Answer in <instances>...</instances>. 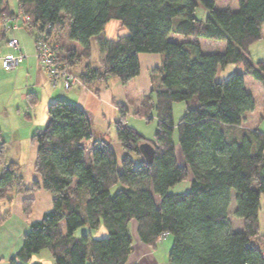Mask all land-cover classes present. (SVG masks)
Wrapping results in <instances>:
<instances>
[{"label": "trees", "instance_id": "trees-1", "mask_svg": "<svg viewBox=\"0 0 264 264\" xmlns=\"http://www.w3.org/2000/svg\"><path fill=\"white\" fill-rule=\"evenodd\" d=\"M236 1V9H219L215 0H17L13 12L0 0V40L14 15L27 16L21 25L35 31L34 44L44 38L57 72L71 74L88 89L97 91L96 84L110 76L126 84L140 72L139 53L162 56L154 68L153 88L135 112L145 121L156 119L153 137L128 124L127 110L119 106L113 126L124 151L120 160L104 141L94 144L85 158L83 141L92 138L91 122L81 105L61 97L47 104V123L31 137L36 176L29 185L19 175L18 163L5 160L0 143V201L9 203L12 191L44 189L52 194L51 208L29 225L8 264H25L44 249L54 264H126L133 249L132 219L148 245L154 246L163 232L172 237L168 264H264L258 220L264 195V132L239 127L255 106L243 74L217 77L227 65H241L243 73L264 87V60L253 62L249 50L262 37L264 0ZM199 4L208 11L203 20L196 16ZM111 20L119 21L127 33L106 37ZM170 33L183 40L169 39ZM199 37L224 41L225 48L204 52ZM92 39L99 51L97 66L89 61ZM65 40L76 41L80 52L64 49ZM74 66L81 70L74 73ZM27 96L34 105L37 97ZM179 101L185 110L174 123L173 104ZM143 144L152 148L150 160ZM187 178L188 191L168 193ZM232 198L233 215L243 223L240 231L231 229ZM33 200H22L26 215ZM8 215V207L0 206V224ZM81 226L86 231L75 237ZM101 226L105 233L94 237L92 232Z\"/></svg>", "mask_w": 264, "mask_h": 264}, {"label": "crops", "instance_id": "crops-1", "mask_svg": "<svg viewBox=\"0 0 264 264\" xmlns=\"http://www.w3.org/2000/svg\"><path fill=\"white\" fill-rule=\"evenodd\" d=\"M5 4L8 5L6 2ZM13 17H16V15ZM8 24L7 31L9 30L10 33L6 31V43L9 38H16V29H18V26H22L21 23L16 24L14 22H9ZM18 33L20 34V31ZM126 33L127 29L117 20L109 21L104 29V35L109 38L122 36ZM98 37L100 36L95 37V39ZM63 43L64 49H72L76 54L81 50V46L76 41L65 40ZM8 47L10 46H7L3 51L0 50V57L3 56L2 58H4L15 54V51L10 47L11 51ZM25 54L14 68L5 69L2 66L5 70H10L7 72V75L10 74L9 77L13 76L16 78L15 84H17V79H20L21 92L19 93L18 104L12 103L8 98L2 99L0 95V143L3 142L5 146V160L18 163V173L26 185H29L36 176L33 171L36 145L31 141V137L37 130L46 125L48 120L46 107L50 101L61 97L81 105L91 122V130L94 126L110 130L113 122L119 117V106H125L127 110L126 118L137 116L143 119L135 112L141 106L145 97L150 94L153 88V81L156 79L154 68L160 66L162 61L161 54L139 53L140 72L137 76L130 79L126 84H122L118 78H108L106 82L97 83L95 86L97 91H95L85 87L79 80L69 88H65L62 83L54 82L49 77L36 59V56H27ZM2 58H0L1 64ZM235 67L236 65L234 64L227 65L218 72L217 77H227L235 72ZM80 70L81 68L78 71ZM242 74L245 87L249 91L250 88L247 82L257 81L263 86L253 77H247L246 73ZM58 83L60 86H58ZM28 93H33L37 97L34 105L30 103L27 96ZM253 96L255 106L253 110L245 114L239 127L244 129L257 128L264 132V94L260 103H257L255 94ZM93 136L94 131L92 130ZM176 154L179 163L182 164L183 161L178 149ZM11 196L12 199L8 203L10 205L8 208L9 215L0 224V264H8L2 259L8 260L20 248L23 234L27 231L29 225L39 219L42 213L49 210L52 202V194L44 189H34L28 194H18L12 191ZM26 196H32L34 199L29 215H26L22 209V200ZM232 200L233 198L230 203H232ZM0 206L1 209H5L7 208V203L2 200L0 201ZM237 219L233 221L230 219L233 231L243 229L242 220L240 218ZM258 220L260 233H264V195L260 197ZM169 237L167 236V238L162 240L158 239L157 243L151 246L141 241L135 232L133 234V249L126 264H166L167 261L164 258L167 246L171 241ZM159 252L165 255L163 262L159 261Z\"/></svg>", "mask_w": 264, "mask_h": 264}, {"label": "rangeland", "instance_id": "rangeland-1", "mask_svg": "<svg viewBox=\"0 0 264 264\" xmlns=\"http://www.w3.org/2000/svg\"><path fill=\"white\" fill-rule=\"evenodd\" d=\"M4 1L8 4V7L10 10H12L14 12L17 11L16 0H4ZM215 7L219 8V9H222V8L236 9V8H238V3L236 0H215ZM207 13H208L207 9L202 4H199L197 6L196 16L198 19H200V20L205 19ZM11 22L12 23L14 22L16 24L21 23L19 16L15 17L13 19V21H11ZM8 23L9 22H7V25H8ZM19 31H20V34L19 33L17 34V32H19ZM7 32L10 33L9 30ZM261 32H262L261 39L254 42L249 48L251 60L253 62H255L257 60H264V23L262 25V31ZM8 33H7V35H8ZM15 35H16V38L20 42L23 54L26 53L25 55H27V56H31V55L35 56V45H34L35 31H30L29 29H26L25 27L18 26V29H16V31H15ZM169 39L175 40V41H181V40H183V37L178 35V34L170 33ZM198 41L200 43L201 49L204 52H209V53L222 52L225 48V42L221 41V40H214V39L199 37ZM91 45H92V55H91V58L89 61L91 62V64L93 66H97L99 63V51H98V48L96 45V41H94V39L91 40ZM7 46H10V45L8 44V42L6 43V38L3 40H0V50L1 51L5 50ZM8 48L12 51V49L10 47H8ZM1 51H0V54H1ZM2 57H0V58H2ZM81 67H82V65H81ZM79 69H80L79 66H74L71 70L74 73H77V71ZM9 71L10 70H5L2 67L1 59H0V95H1L2 99L5 100L6 98H8L9 100H11L12 103L16 104L18 101L19 93L21 92V83H20L21 81H20V79H17V81H16L17 84H15L14 82H15L16 78H14L13 76L9 77L10 74L7 75V72H9ZM235 72L243 73L241 65H239V66L236 65ZM157 73L158 72L156 71L155 74L157 75ZM246 76L252 78L248 74H246ZM109 78L111 79V78H117V77L110 76ZM58 82H60V84L62 83L60 78H59ZM75 82H76V80L73 83H75ZM60 84L58 83V86H60ZM247 85L250 88V91H252L255 94L256 99H257V103H260L262 96L264 94V87L261 86L257 81L247 82ZM70 86L71 85H69V87ZM54 99H56V98H54ZM184 110H185V103L183 101L175 102L173 104V120H174V123L178 122V120L180 119V117L184 113ZM126 121L128 124L133 125L145 137H147V138L153 137V134H154V131L156 128V119L153 118L152 120L145 121V120H143L137 116H135V117L130 116V117L126 118ZM92 130L94 131V136L90 140L83 141V145L85 146V158L88 159V157L90 156L91 147L94 144H98L101 141H104L105 143L110 144L114 147V149L116 151L117 159L120 160L124 154V151H123V148L120 145L119 140L116 136L114 126L112 125L110 130L109 129H102L99 126H98V128L96 126H94V127H92ZM174 137L176 140V137H177L176 132L174 133ZM131 156L134 159L135 164H138V162H139L138 157L134 154H131ZM119 187H120V185H117L116 187H114L112 190L113 193L116 192V190ZM189 187H190V178H187V179H185L181 182H178V183L174 184L173 186H171L168 189V193L186 192L189 190ZM154 197L157 198L156 203H159L158 202V200H159L158 195L154 194ZM7 207L8 208L10 207V205L8 203H7ZM234 208H235V201L233 199L232 203H230V206L228 208L229 218L231 219V221H233L234 219L238 220L237 217H235L233 215ZM136 227H137V222H136V220L132 219L130 221V224H129V230H130L132 238H133V234L135 232L137 234ZM84 231H86V227L81 226L74 232V236L78 237ZM104 233H105V229L103 226H101L97 230L93 231L92 235L94 237H101V235H103ZM165 238H167V237H165ZM169 238L171 239V241H170V244L167 246L166 256L162 255L160 252L158 253L160 262H163L164 256H165V258H164L165 261H167V256H168V253L170 252V249L172 246V237L170 236ZM259 239L262 241V244L264 245V233H260ZM2 261L8 262L7 259H2ZM33 262H43L44 264H54V260L51 256V254L46 249L41 250L38 253H34L31 256L30 260L25 264H31ZM166 264H168V262Z\"/></svg>", "mask_w": 264, "mask_h": 264}, {"label": "built area", "instance_id": "built-area-1", "mask_svg": "<svg viewBox=\"0 0 264 264\" xmlns=\"http://www.w3.org/2000/svg\"><path fill=\"white\" fill-rule=\"evenodd\" d=\"M19 19H21L22 22L28 21V18L25 15L19 16ZM7 42L16 53L12 56L2 58V66L5 69H11L18 64L20 59L24 57V54L22 52L21 45L16 38H9ZM34 45L35 55L38 59V62L40 63L41 67L46 72H48V75L53 79L54 82H58L60 78L63 86L66 88L76 80L75 77H73L71 74L65 73L64 71H61V73L57 72L53 64L51 49L42 36L39 37ZM166 235L167 233L165 232L161 233L159 240H162Z\"/></svg>", "mask_w": 264, "mask_h": 264}, {"label": "water", "instance_id": "water-1", "mask_svg": "<svg viewBox=\"0 0 264 264\" xmlns=\"http://www.w3.org/2000/svg\"><path fill=\"white\" fill-rule=\"evenodd\" d=\"M141 147L146 159L150 160L152 157V148L148 144H143Z\"/></svg>", "mask_w": 264, "mask_h": 264}]
</instances>
